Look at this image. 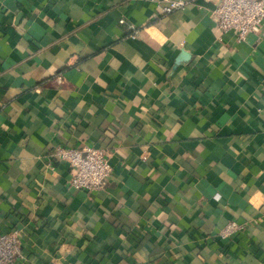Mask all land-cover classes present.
Returning a JSON list of instances; mask_svg holds the SVG:
<instances>
[{"label": "crops", "instance_id": "0c3cea01", "mask_svg": "<svg viewBox=\"0 0 264 264\" xmlns=\"http://www.w3.org/2000/svg\"><path fill=\"white\" fill-rule=\"evenodd\" d=\"M215 1L0 0L12 264H264V22L219 39ZM84 144L99 190L53 155Z\"/></svg>", "mask_w": 264, "mask_h": 264}, {"label": "built area", "instance_id": "2783aa9c", "mask_svg": "<svg viewBox=\"0 0 264 264\" xmlns=\"http://www.w3.org/2000/svg\"><path fill=\"white\" fill-rule=\"evenodd\" d=\"M164 12L182 7L184 0H160ZM219 39L227 31H232L239 40L251 32H258L264 22V0H216L211 11ZM57 159L67 162L72 170L68 184L75 189L87 191L99 190L105 184L111 171V165L105 150L84 144L81 146L56 147ZM239 225L229 222L222 234H228ZM20 252V234L18 230L9 233L0 231V264H12Z\"/></svg>", "mask_w": 264, "mask_h": 264}]
</instances>
